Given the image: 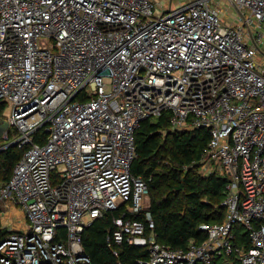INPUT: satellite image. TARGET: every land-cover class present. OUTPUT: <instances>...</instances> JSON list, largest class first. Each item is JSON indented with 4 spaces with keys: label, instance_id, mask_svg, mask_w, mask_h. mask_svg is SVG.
Masks as SVG:
<instances>
[{
    "label": "built area",
    "instance_id": "2783aa9c",
    "mask_svg": "<svg viewBox=\"0 0 264 264\" xmlns=\"http://www.w3.org/2000/svg\"><path fill=\"white\" fill-rule=\"evenodd\" d=\"M229 1L234 22L221 0H0V151H22L0 182V264H92L83 233L112 210L109 237L148 247L143 264H264V0ZM165 110L209 129L200 173L227 180L223 221L187 248L148 235L131 169Z\"/></svg>",
    "mask_w": 264,
    "mask_h": 264
},
{
    "label": "trees",
    "instance_id": "16d2710c",
    "mask_svg": "<svg viewBox=\"0 0 264 264\" xmlns=\"http://www.w3.org/2000/svg\"><path fill=\"white\" fill-rule=\"evenodd\" d=\"M5 108V103L0 102V116ZM171 117L172 112L165 110L142 122L135 133L137 155L131 169L149 186L154 227L147 224L148 235L153 233L158 242L179 249L207 238L201 225L223 221L227 180L218 173H200L202 153L210 140L209 129L174 130ZM41 135L42 131L36 139ZM21 155L17 147L0 151V182L10 178ZM121 215L120 210L108 211L86 227L82 244L92 264H143L149 259L148 247L126 241L116 243L109 237L115 229L114 218ZM135 218L143 215L137 214ZM235 233L238 244L244 242L249 246L242 226H236ZM235 263L240 264L236 259ZM214 264L222 262L217 259Z\"/></svg>",
    "mask_w": 264,
    "mask_h": 264
},
{
    "label": "rangeland",
    "instance_id": "374dc122",
    "mask_svg": "<svg viewBox=\"0 0 264 264\" xmlns=\"http://www.w3.org/2000/svg\"><path fill=\"white\" fill-rule=\"evenodd\" d=\"M221 2L223 4V7L225 9H227V17H226V19L228 21H231V22L236 21V19L234 17V14L236 13V10H235V8L233 6H231L230 1L229 0H221ZM176 6H177V3L174 1L173 4H172V8H175ZM5 111L7 112L8 109L5 110Z\"/></svg>",
    "mask_w": 264,
    "mask_h": 264
}]
</instances>
